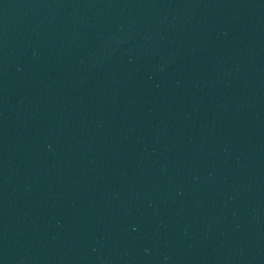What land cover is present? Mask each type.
Wrapping results in <instances>:
<instances>
[{
  "label": "water",
  "instance_id": "95a60500",
  "mask_svg": "<svg viewBox=\"0 0 264 264\" xmlns=\"http://www.w3.org/2000/svg\"><path fill=\"white\" fill-rule=\"evenodd\" d=\"M0 264H264V0H0Z\"/></svg>",
  "mask_w": 264,
  "mask_h": 264
}]
</instances>
